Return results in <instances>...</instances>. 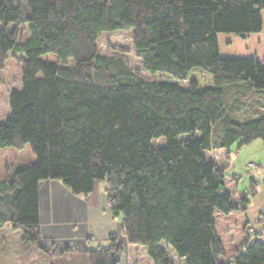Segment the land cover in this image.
Instances as JSON below:
<instances>
[{
  "label": "trees",
  "instance_id": "1",
  "mask_svg": "<svg viewBox=\"0 0 264 264\" xmlns=\"http://www.w3.org/2000/svg\"><path fill=\"white\" fill-rule=\"evenodd\" d=\"M121 29H132L150 80L99 53V35ZM8 52L21 85L9 92L0 148L28 145L35 159L0 179V228L49 251L38 182L87 195L104 179L125 242L153 264H178L168 247L183 264H264V242L248 230L232 259L218 260L214 215L243 211L248 198L234 203L225 167L206 157L264 143V0H0V72ZM108 241L87 251L88 264H121L125 242ZM68 249L51 243L49 253Z\"/></svg>",
  "mask_w": 264,
  "mask_h": 264
},
{
  "label": "crops",
  "instance_id": "2",
  "mask_svg": "<svg viewBox=\"0 0 264 264\" xmlns=\"http://www.w3.org/2000/svg\"><path fill=\"white\" fill-rule=\"evenodd\" d=\"M221 149L224 152L222 167L226 169L225 186L231 194L232 201L239 203L243 197L248 198L245 210H234L228 214L216 212L214 215V229L220 239L224 253L218 258L224 262L232 259L240 250L246 230L252 234V239L264 242V143L260 139H254L237 149L236 152ZM242 161H246V175L249 180H244L242 169L232 165V161L238 157L240 150H244ZM219 150L218 152H220ZM239 151V152H237ZM227 154V157H226ZM222 163V162H221ZM261 180V182H260ZM38 209L40 221V233L43 241L60 244V240L74 238L81 243L80 253L72 254L71 247L68 254L58 255L69 261L75 257V264L80 261L88 264L87 251L92 247L93 240L108 241L110 233H119L125 242L122 233V223L119 215H114L103 192L92 191L87 195H76L59 179H43L38 182ZM94 238V239H93ZM46 243V242H45ZM125 250L121 256V264H139L137 250L142 248L145 255L146 248L137 244L124 243ZM131 245H134L130 247ZM129 254L125 260V254ZM171 259L178 264H183V259L176 257L169 251ZM49 255L41 256L40 263L48 262ZM52 257V256H50ZM33 260V259H32ZM34 261V260H33ZM147 264H153L147 259Z\"/></svg>",
  "mask_w": 264,
  "mask_h": 264
},
{
  "label": "rangeland",
  "instance_id": "3",
  "mask_svg": "<svg viewBox=\"0 0 264 264\" xmlns=\"http://www.w3.org/2000/svg\"><path fill=\"white\" fill-rule=\"evenodd\" d=\"M14 25L10 24L9 29L12 28ZM29 31L27 28V25L24 24L23 27L20 29V33L18 35L19 41H23L26 37H28ZM97 46L98 51L102 55L121 58L132 70L137 71L139 76H141L145 80H150L151 76L149 73L145 71V69L142 66L141 60L136 56L133 43H132V29H121V30H114L110 32H103L99 35L97 39ZM19 55L13 57L11 52H8V59L5 63L4 68L1 70V83H0V123L5 120L9 113V104H8V98H9V92L13 88H19L21 85V71H20V65L17 61V58ZM43 58L47 59H53L54 56L52 54H45L43 55ZM68 65L71 66L72 62L69 61ZM234 94V95H233ZM232 96H236L237 94L231 93ZM250 103H252L254 100H247ZM256 101V100H255ZM250 105H245V110H241L243 113L248 112L250 108ZM251 112V113H250ZM250 115H254V111L250 110ZM216 127H213V132H215ZM196 136H199V133L196 134ZM158 144H161V141H157ZM236 146L237 144H232L231 150L233 152H236ZM241 148V147H240ZM239 148V149H240ZM220 149L217 150H211L209 152H206V157L213 159L215 162L218 163L222 167L223 161H224V152ZM246 148L244 150H240V153L238 157H236L232 161V165L241 167L244 166L242 169V174L244 180H249V176L246 175V171L248 170L246 167V161L243 160V155L246 152ZM239 152V151H237ZM35 159L30 147L28 145H25L21 149H17L14 147H4L0 148V179L5 177L6 171L8 169H12L17 167L20 164L23 163H30L33 162ZM222 162V163H221ZM61 181V180H60ZM261 182V180H260ZM105 187V180L100 179L96 180L94 183V191L95 193L103 192ZM121 219V216H119ZM119 237L121 236L119 233H117ZM94 239V238H93ZM50 241V240H49ZM44 241L43 243L49 248L50 251V242ZM46 242V243H45ZM60 244H57L60 247H63L65 245H69L71 247L72 254L80 253L79 251L82 249L81 243L78 240H75L74 238H65L60 240ZM92 247L96 246L98 242H100L101 246H108L109 241H98L93 240ZM134 245H131L132 247ZM139 247H143L142 245H138ZM52 250V249H51ZM169 251L173 250L168 247ZM49 251H44L42 249H38L34 244L27 243L24 240H22V232L19 229H13L10 224H6L3 227L0 228V264H75V257H73L69 261L66 258H61L58 255L50 254ZM70 251V248L65 251L62 254H68ZM137 257H139V264H147V259L150 260V258L145 255L144 250L142 248H139L137 250ZM54 253V252H52ZM56 254V253H54ZM59 254V255H62ZM49 255L48 262H42L40 263V260L42 259L41 256ZM129 254H125L124 259L127 260ZM52 256V257H50ZM34 261H33V260ZM70 259V258H69ZM129 260V259H128ZM79 264H84L82 261H80ZM130 264V260L129 263Z\"/></svg>",
  "mask_w": 264,
  "mask_h": 264
}]
</instances>
